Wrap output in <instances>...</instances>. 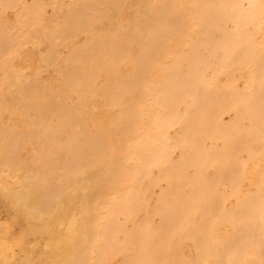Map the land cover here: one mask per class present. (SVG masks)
I'll list each match as a JSON object with an SVG mask.
<instances>
[{
  "label": "bare ground",
  "instance_id": "bare-ground-1",
  "mask_svg": "<svg viewBox=\"0 0 264 264\" xmlns=\"http://www.w3.org/2000/svg\"><path fill=\"white\" fill-rule=\"evenodd\" d=\"M0 264H264V0H0Z\"/></svg>",
  "mask_w": 264,
  "mask_h": 264
},
{
  "label": "rangeland",
  "instance_id": "rangeland-1",
  "mask_svg": "<svg viewBox=\"0 0 264 264\" xmlns=\"http://www.w3.org/2000/svg\"><path fill=\"white\" fill-rule=\"evenodd\" d=\"M11 210L9 207L1 203L0 201V222H6L7 225L2 229V234L8 235V234H18L20 231V228L22 225L15 223L14 221H11Z\"/></svg>",
  "mask_w": 264,
  "mask_h": 264
}]
</instances>
